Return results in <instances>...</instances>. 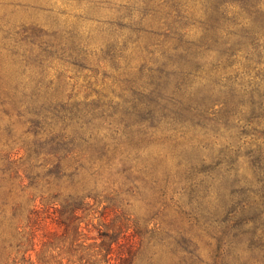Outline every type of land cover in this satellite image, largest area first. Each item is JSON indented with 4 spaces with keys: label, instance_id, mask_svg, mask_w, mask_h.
Wrapping results in <instances>:
<instances>
[{
    "label": "rangeland",
    "instance_id": "1",
    "mask_svg": "<svg viewBox=\"0 0 264 264\" xmlns=\"http://www.w3.org/2000/svg\"><path fill=\"white\" fill-rule=\"evenodd\" d=\"M62 134L98 176L28 187ZM31 210L33 264H264V0H0V264Z\"/></svg>",
    "mask_w": 264,
    "mask_h": 264
},
{
    "label": "trees",
    "instance_id": "2",
    "mask_svg": "<svg viewBox=\"0 0 264 264\" xmlns=\"http://www.w3.org/2000/svg\"><path fill=\"white\" fill-rule=\"evenodd\" d=\"M72 139H69L66 137L64 134L62 135H55L54 137L50 138L47 143H49V148L43 152L42 155L44 157L50 158L48 162L45 165H39L38 167L40 170H44V173L41 175H35L34 177H28L24 176L26 180H28V187L34 186L38 181L44 184L46 186L47 190L50 189L52 182L58 181L61 177H65L71 182L73 181L74 178L78 176V174H86L89 176H98L100 166L97 168H93V164L90 165H84V157L85 154L81 152V150H76L72 148V146L69 147V144H72ZM64 141H68L63 144ZM45 143V144H47ZM62 143V144H61ZM71 161L72 162V169L70 172H67L70 169V166L63 164L64 161ZM87 163V162H85ZM127 170H124L123 172H126ZM18 171H16L17 173ZM88 173V174H87ZM79 174V175H80ZM76 183V182H75ZM27 186H24L23 188H28ZM40 199V202L43 200L49 201H55V199L58 198V194H53L47 197L43 196H38ZM54 199V200H53ZM85 199H93L87 194L85 196ZM34 200V199H33ZM52 205H59V209H53L52 214L56 213L57 219H56V224L58 226L63 227V234H65L68 230L69 227L72 228V223H73V213H75L78 210H82L85 207V204H83V199L78 201V203L75 201V199L71 195H67L64 197L61 201V204H52ZM107 208H103L106 210ZM112 209V208H111ZM19 212H21V206L19 204H14L11 208V213H10V219L14 218ZM102 212V213H103ZM110 212H117L116 208L111 210ZM62 215H66L62 220H60V217ZM32 216V218H30ZM118 218H122L121 215H119ZM58 220V221H57ZM111 228L113 226H110ZM24 228H27V232H22L21 235L22 237L25 236V238H22L20 242H17L14 245L15 253L19 254V258H12L10 264H33L30 262L28 259H25L24 255L27 252H33L35 246L37 243H39V246L41 248L48 249L54 240V237L56 236L55 234H42L40 239L36 238V233L38 231H41L42 228L40 226V220L38 219V211L36 210H31L27 212L26 216V225ZM123 226L119 223L117 227V231H112L111 234L107 233H100L99 237L101 242H107L110 240V242H115V239L113 238V235L115 232H117V238L121 239L124 242H135V236H131L128 238V236H125L122 231ZM114 239V240H113ZM53 257L47 256L46 258H42V260H37L35 264H52L53 263Z\"/></svg>",
    "mask_w": 264,
    "mask_h": 264
}]
</instances>
